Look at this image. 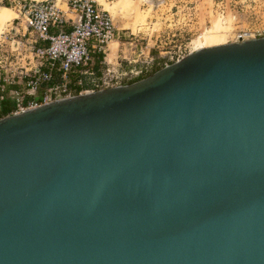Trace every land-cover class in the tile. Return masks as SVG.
I'll return each instance as SVG.
<instances>
[{"label":"water","instance_id":"obj_1","mask_svg":"<svg viewBox=\"0 0 264 264\" xmlns=\"http://www.w3.org/2000/svg\"><path fill=\"white\" fill-rule=\"evenodd\" d=\"M0 264H264V37L0 117Z\"/></svg>","mask_w":264,"mask_h":264},{"label":"built area","instance_id":"obj_2","mask_svg":"<svg viewBox=\"0 0 264 264\" xmlns=\"http://www.w3.org/2000/svg\"><path fill=\"white\" fill-rule=\"evenodd\" d=\"M212 2L214 12L221 16L228 12L232 16L234 25L230 42L264 37V0ZM0 3L12 4L18 13L17 18L22 16L24 30L19 39L13 40L15 47L12 49L20 53V50L27 48L31 63L24 72L10 68L0 70L3 76L0 78V104L10 100L14 105L8 114L129 83L131 80H123L128 72L136 78L146 76L154 66V58L147 54V60L140 67L134 66L129 71L95 68V61L102 65L106 60L107 48L112 40L117 38V42H122L118 39L119 30L114 26L111 15L97 0H0ZM184 6L187 9L194 7ZM14 29L18 31L17 27ZM6 36L4 34V38ZM4 38L0 40V46ZM185 55L175 59L171 56L162 65L175 62ZM6 59L7 55L0 56V67H3L1 63ZM15 75L18 81L13 79ZM7 77L12 79L8 80Z\"/></svg>","mask_w":264,"mask_h":264},{"label":"rangeland","instance_id":"obj_3","mask_svg":"<svg viewBox=\"0 0 264 264\" xmlns=\"http://www.w3.org/2000/svg\"><path fill=\"white\" fill-rule=\"evenodd\" d=\"M97 1L102 7L114 8L111 17L114 26L119 30L118 39L122 41L107 50V60L103 62V68L115 69L118 62L122 68L116 69L129 71L130 66L140 67L149 54L155 61L151 69L153 71L162 67V63L169 61L171 56L175 59L197 49L200 45L205 47L208 43L202 39L203 36L215 37L217 42L220 39L225 43L230 42L234 25L232 16L228 12H224L222 16L214 12L212 0H166L165 4L164 0ZM184 4L194 7L187 9ZM3 7L10 8L15 15L0 22V40L4 38V34H7L0 46V56H8V59L1 63L3 67H0V70L10 68L15 69L16 72L19 70L24 72L31 64L28 49L20 50V53L12 49L15 47L13 40L19 39L20 33L24 30L22 16L17 18L15 9L8 3H0V13H4ZM61 7L64 8V5L62 4ZM14 18L17 19L12 21ZM14 27H17L18 31L15 32ZM141 76L143 75L139 77ZM0 78L3 76L0 75ZM135 78L133 73L128 72L123 80L128 82ZM7 79L11 80L12 77ZM13 79L19 80L16 75Z\"/></svg>","mask_w":264,"mask_h":264},{"label":"bare ground","instance_id":"obj_4","mask_svg":"<svg viewBox=\"0 0 264 264\" xmlns=\"http://www.w3.org/2000/svg\"><path fill=\"white\" fill-rule=\"evenodd\" d=\"M143 1H145V0H143ZM98 3H99V2H98ZM99 4H100V3H99ZM100 5H101V4H100ZM101 6H102V5H101ZM2 9L4 10V13H0V22L3 21V20H5V19H7V18H12V17H13V14L15 15V13H14L10 8H8V7H3ZM103 9L107 10V11L109 12V14L112 16V12H113V10H114V8H112V6H110V7H103ZM15 11H16V10H15ZM16 13H17V11H16ZM17 17H18V13H17ZM202 39L205 40V41L208 43L206 46H212V45H217V44H223V43H225L222 39H220V41L217 42V41H215V40H216L215 37L212 38V37H210V36H203ZM202 39H201V42H203ZM200 44H202V43H200ZM114 45H115V46L118 45V42H117L116 39L112 40V41L109 43L107 50H110V49H111V46H114ZM206 46H205V47H206ZM202 47H203V46L200 45V46L197 47V49L202 48ZM195 50H196V49H195ZM106 53H107V52H106ZM105 59L107 60V55H106Z\"/></svg>","mask_w":264,"mask_h":264},{"label":"trees","instance_id":"obj_5","mask_svg":"<svg viewBox=\"0 0 264 264\" xmlns=\"http://www.w3.org/2000/svg\"><path fill=\"white\" fill-rule=\"evenodd\" d=\"M154 71V70H153ZM152 71V72H153ZM131 80L130 82H132ZM25 103V102H24ZM14 108L10 100L4 101L0 104V117L7 115Z\"/></svg>","mask_w":264,"mask_h":264},{"label":"crops","instance_id":"obj_6","mask_svg":"<svg viewBox=\"0 0 264 264\" xmlns=\"http://www.w3.org/2000/svg\"><path fill=\"white\" fill-rule=\"evenodd\" d=\"M95 63H96V64H95V68L103 67V66H102L103 64L100 65V64L97 63V61H95ZM134 66H135V67H138L137 65H133V66H130V68H132V67H134ZM117 67H121V68H122V66H120L118 62H117ZM117 67L115 66L114 68L116 69ZM141 77H143V76H141ZM141 77H137V78L133 79V81L136 80V79H139V78H141ZM9 87L11 88V87H14V86H9Z\"/></svg>","mask_w":264,"mask_h":264}]
</instances>
